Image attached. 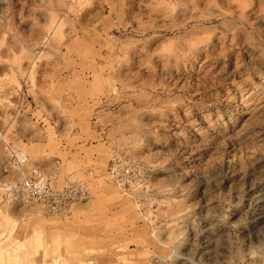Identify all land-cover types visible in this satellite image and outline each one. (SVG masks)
<instances>
[{
	"label": "rangeland",
	"instance_id": "1",
	"mask_svg": "<svg viewBox=\"0 0 264 264\" xmlns=\"http://www.w3.org/2000/svg\"><path fill=\"white\" fill-rule=\"evenodd\" d=\"M0 103V264H264V0H0Z\"/></svg>",
	"mask_w": 264,
	"mask_h": 264
},
{
	"label": "built area",
	"instance_id": "2",
	"mask_svg": "<svg viewBox=\"0 0 264 264\" xmlns=\"http://www.w3.org/2000/svg\"><path fill=\"white\" fill-rule=\"evenodd\" d=\"M12 160L13 164H23L22 161L25 160V157L16 154ZM124 165V158H118L111 163L108 169L115 173L121 171ZM54 180L53 176H48L34 168L30 173L24 175L23 182H19L15 188L21 190V195H26V200L43 202L45 210L52 212L66 211L69 204L76 200L75 195L83 196L85 194L84 188L78 185H67L66 188L57 189Z\"/></svg>",
	"mask_w": 264,
	"mask_h": 264
},
{
	"label": "bare ground",
	"instance_id": "3",
	"mask_svg": "<svg viewBox=\"0 0 264 264\" xmlns=\"http://www.w3.org/2000/svg\"><path fill=\"white\" fill-rule=\"evenodd\" d=\"M232 1V0H231ZM234 1V0H233ZM164 13H166V14H168L169 16L171 15V14H173L170 10H164ZM219 15L220 16H222V17H226V13L225 12H223V11H219ZM257 90L258 89H255V91L253 92V94H252V96H253V100L251 101V103H252V105L254 106L253 107V109L255 108L256 109V107L259 105V106H262V105H260L261 103H259L258 101L261 99V97H259L257 94ZM2 108V104L0 103V109ZM248 108L246 109V112L243 114V115H250L251 113H250V111L248 112ZM232 113V112H231ZM250 113V114H249ZM237 120L235 119L234 120V118L232 117V115L230 114V115H227V117L226 118H223V119H221V118H216L215 119V122L212 124V126L213 125H220V127H223L224 128V130L225 131H227V127H230V126H234L235 124H237ZM18 156H20V157H25V160H23L22 161V163L23 164H17L18 165V167H25V166H27V163L29 162V160H28V158H27V156L25 155V153L24 152H21V153H18ZM14 165H16V164H14ZM34 168H36V169H38V170H40L41 172H43L44 174H46V175H48V176H52V175H50V174H48V173H46L42 168H40L39 166H33L32 168H30V169H28L27 171H25L24 172V175H26V174H28V173H30ZM23 179H24V176H23ZM23 179H22V181L21 182H23ZM56 187V186H55ZM57 188V187H56ZM57 189H59V188H57ZM19 192V191H18ZM24 196L26 197V195L24 194ZM30 201V200H29ZM32 202H35V203H39L40 205H41V207L43 208V210H45L46 209V207H45V203H43V202H39V201H35V200H31ZM178 202H180V201H178ZM179 204V203H178Z\"/></svg>",
	"mask_w": 264,
	"mask_h": 264
}]
</instances>
